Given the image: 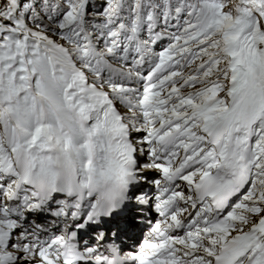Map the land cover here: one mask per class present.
<instances>
[{"label":"snow or ice","instance_id":"snow-or-ice-1","mask_svg":"<svg viewBox=\"0 0 264 264\" xmlns=\"http://www.w3.org/2000/svg\"><path fill=\"white\" fill-rule=\"evenodd\" d=\"M61 163L82 187L97 173L125 185L154 174L135 196L156 212L138 246L103 230L78 242L100 209L65 194ZM56 192V219L25 228ZM117 253L264 264V0H0V264H116Z\"/></svg>","mask_w":264,"mask_h":264},{"label":"clouds","instance_id":"clouds-1","mask_svg":"<svg viewBox=\"0 0 264 264\" xmlns=\"http://www.w3.org/2000/svg\"><path fill=\"white\" fill-rule=\"evenodd\" d=\"M54 170L57 173L59 185L64 188L65 194L71 188L73 195L77 197H94V201L100 209V217H108L113 211L121 208L128 196L131 181L129 180V183L125 185L123 183L125 178L119 173L94 174L88 186L82 187L79 180L86 179L83 175L79 177V180L76 177H70L68 170L62 163L55 166ZM36 187L42 195L47 192V182L42 179L36 181ZM64 253L66 255L78 256V249L75 247V243L66 240ZM115 255L117 257L116 264H120L119 258L123 254L117 253Z\"/></svg>","mask_w":264,"mask_h":264},{"label":"bare ground","instance_id":"bare-ground-1","mask_svg":"<svg viewBox=\"0 0 264 264\" xmlns=\"http://www.w3.org/2000/svg\"><path fill=\"white\" fill-rule=\"evenodd\" d=\"M89 123H91V121H89ZM132 135V132H130V136ZM133 136V135H132ZM145 163H148V162H145ZM144 163V164H145ZM146 177V176H145ZM146 180V179H145ZM145 180L143 179V180H138V181H136V182H132L131 184H130V186H129V191H128V196H129V199H127L125 202H124V204L122 205V209H123V211L124 212H122V213H115V214H111L110 216H108V221H109V224L110 225H113L114 224V222L115 221H128L130 224H132L133 226H134V228H136L137 229V233H136V235H142V233H141V228L142 227H144V226H142V223L138 220V221H136L135 220V217H133L132 218V210H139L138 212H140V213H142L143 215H145V214H150V215H155V212L152 210V209H150V208H148L146 205H142V204H139L138 202L136 203L135 201H134V199L135 198H132L131 197V195L134 193V188L133 187H135L136 186V188H138L139 187V182H143L142 183V186H143V184H144V182H145ZM146 185V184H145ZM152 186L151 187H148L146 190H144L143 188H142V192H144V191H151L152 190ZM139 193H140V191H139ZM137 194H135V196H136ZM90 200H91V197L89 198ZM56 201V200H55ZM51 204H54V200H53V198H52V200H50L49 201V204L47 205L48 206V208L51 206ZM45 213V212H44ZM44 213H39V212H31V211H28V212H26V214H25V217H24V219H23V226L25 227V228H28L29 230H30V227H31V225H32V222L33 221H35L36 223H38V224H41V225H43V221H47V219H49V218H51V220H54V219H56L55 217H53L52 216V214H51V216H49L48 217V215H47V219H45L44 220V217H45V214ZM47 214V213H46ZM108 224V225H109ZM45 227H47L48 225H44ZM62 227H60V229H61ZM53 229V228H52ZM90 231V232H93V231H95V230H97L94 226H87L86 227V231ZM45 234H47V233H45ZM22 264H28V262L27 261H24V262H22Z\"/></svg>","mask_w":264,"mask_h":264},{"label":"rangeland","instance_id":"rangeland-1","mask_svg":"<svg viewBox=\"0 0 264 264\" xmlns=\"http://www.w3.org/2000/svg\"><path fill=\"white\" fill-rule=\"evenodd\" d=\"M133 133V137H139V136H141V135H143V133L142 132H132ZM132 136V135H131ZM145 162H149V156H148V153L145 151L144 152V154L142 155V158H140V162H138V164H137V167H140V166H142ZM153 173H147V174H145V182H144V184H143V186H142V183L143 182H139L138 184H139V187L138 188H136V186L135 187H133L134 188V190H137L138 192L140 191V192H142V188L144 189V190H146L148 187H153V185L150 183V181L152 180V178H153ZM146 184V185H145ZM133 190V191H134ZM150 206H152V209L154 208L153 207V205H152V203L150 202ZM24 225V224H23Z\"/></svg>","mask_w":264,"mask_h":264}]
</instances>
